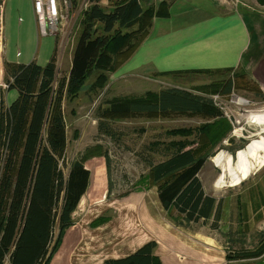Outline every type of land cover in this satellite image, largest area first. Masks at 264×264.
I'll return each mask as SVG.
<instances>
[{
  "label": "rangeland",
  "instance_id": "obj_1",
  "mask_svg": "<svg viewBox=\"0 0 264 264\" xmlns=\"http://www.w3.org/2000/svg\"><path fill=\"white\" fill-rule=\"evenodd\" d=\"M16 1L0 0V96L6 106L10 102L4 95L16 93L6 85L11 80L12 65L34 61L42 66L53 58L55 88L67 75L66 54L73 51L80 30L86 31V41L96 49L93 69L79 91L74 97L63 95L59 99L67 140L61 170L64 173L69 161L76 157L90 154L84 162L90 182L71 214L72 225L59 236L58 225L53 223L49 250H54L48 251L47 264H102L107 259L130 256L147 243L156 245L152 254L161 264H264V125L251 118L264 109V91L251 76L264 62V37L256 20H251L252 26L246 24L258 29V34L250 33L244 22V2L255 3L264 13V0H211L221 6H216L220 9L217 15L231 13L242 25L244 40L239 56L232 67L207 69L203 74L189 70L175 81L170 79L173 83L163 79L171 74L151 75L154 80L146 81L135 70L119 71L120 66L111 61L103 65L104 59L116 52L115 43L124 36L149 34L156 26L155 8L161 0H68L70 30L61 24L57 29L58 34L68 37L64 40L37 34L39 26H35L32 12L30 17L26 14L29 0ZM59 2L58 17L63 20L66 11ZM93 5L103 11L102 17L85 20V13ZM166 16L163 12L158 18ZM250 50L255 54L249 56ZM27 54L36 58L26 63L18 60ZM244 57L250 60L245 62ZM6 58L19 63L6 62ZM101 69L105 74L102 86L89 90L98 81ZM110 80L115 88L108 93L123 92L111 96V100H140L147 93L178 89L210 101L219 114L212 117L171 110L128 111L112 119L104 118L107 105L103 96L108 93L103 89ZM85 86L88 90L82 92ZM237 97L242 101L235 102ZM178 129L188 131L183 136L172 133ZM206 133L214 149L198 178L204 191L219 201L218 218L186 222L180 215L175 218L174 213L163 210L155 186L139 178L148 172L145 160L155 163L164 159L168 156L164 150L169 151L170 144L182 140L191 142L185 148H194ZM149 144L155 146L149 149ZM251 144H256L254 155L246 153ZM239 152L246 153L248 160L244 176L237 167ZM257 249V256L239 258L236 254Z\"/></svg>",
  "mask_w": 264,
  "mask_h": 264
},
{
  "label": "trees",
  "instance_id": "obj_2",
  "mask_svg": "<svg viewBox=\"0 0 264 264\" xmlns=\"http://www.w3.org/2000/svg\"><path fill=\"white\" fill-rule=\"evenodd\" d=\"M163 4L159 2L155 8L157 18L167 10V4L164 7ZM102 15L103 11L93 5L85 13V20ZM79 32L69 70L57 87L52 86L53 58L42 66L30 61L12 65L9 71L8 89L16 91L15 99L6 106L4 97L0 96V264H47L48 251L54 250H49L53 223L58 225L59 236L64 228L72 225L71 214L89 185L90 172L84 162L90 154L69 161L64 173L60 166L64 162L67 140L59 99L63 95H76L91 72L96 56V49L86 41V31ZM139 33L124 36L115 43L116 52L111 58H105L103 65L111 61L121 66L144 39ZM164 74L171 73L158 75ZM99 75L89 90L96 91L102 86L105 76L102 69ZM228 90L229 86L225 92ZM139 99L110 100L102 115L112 119L128 111L156 113L166 110L212 117L219 114L210 101L178 89L147 93ZM187 131L178 129L172 133L183 136ZM207 135L198 139L194 148H185L191 142L184 140L170 144L169 151L164 150L168 154L164 159L155 163L145 160L148 172L139 178L140 182L148 181L149 186H155L156 198L163 210L174 213L175 218L180 215L186 222L208 221L213 219L211 216L218 218L219 201L204 191L198 178L214 149ZM154 146L148 145L149 149ZM155 246L147 243L130 256L107 259L102 264H161L152 254ZM259 251L236 254L239 258H247L259 255Z\"/></svg>",
  "mask_w": 264,
  "mask_h": 264
},
{
  "label": "crops",
  "instance_id": "obj_3",
  "mask_svg": "<svg viewBox=\"0 0 264 264\" xmlns=\"http://www.w3.org/2000/svg\"><path fill=\"white\" fill-rule=\"evenodd\" d=\"M161 2L167 4L165 10L167 16L155 19L156 26L152 27L131 56L120 66L119 71L135 70L146 81L154 80L151 75L171 73L166 76L167 78H156L172 82L171 80L175 81L177 76H185L189 70L233 66L244 40L242 25L233 14L217 15L215 12L220 9L216 7L217 3L212 4L211 0H161ZM30 12L31 0L26 8L29 17ZM34 57L36 58V55ZM34 57L27 54V57L18 60L26 63ZM71 58L72 50H69L64 64L66 71L69 70ZM6 59V62L19 63L17 59ZM85 87L82 88V92L88 90L87 86ZM111 87L114 85L110 80L103 90L108 93ZM122 93V91L115 93L112 90L111 93L104 94L103 102L107 105L112 99L111 96H120ZM4 96L7 102L11 103L16 93L13 96L6 93Z\"/></svg>",
  "mask_w": 264,
  "mask_h": 264
},
{
  "label": "bare ground",
  "instance_id": "obj_4",
  "mask_svg": "<svg viewBox=\"0 0 264 264\" xmlns=\"http://www.w3.org/2000/svg\"><path fill=\"white\" fill-rule=\"evenodd\" d=\"M244 4L246 5V12L244 15V22L246 25V28H250V33L252 34H258V29H253L249 26H252L251 20H256L259 26V31L264 37V13L262 10L259 9V6H257L255 3H252L251 1H245ZM246 22L248 23L249 26H247ZM252 50L248 52L249 56L254 55ZM250 60V57H244L243 61L248 62ZM260 68L259 71L256 73H252L251 76L258 82L260 85L261 89L264 91V62L260 63ZM242 101V99L235 98V102ZM251 118L253 121H255L257 124H262L264 125V109L260 112L254 113L251 115ZM257 143V142H256ZM261 144V142H259ZM256 145V144H255ZM255 145L251 144V147L246 148V153L248 155H254V150L256 151ZM264 146V144H263ZM239 152L238 157H239V162L237 164L238 169L240 170V174L242 176L246 175L248 172V160L244 157V154Z\"/></svg>",
  "mask_w": 264,
  "mask_h": 264
},
{
  "label": "built area",
  "instance_id": "obj_5",
  "mask_svg": "<svg viewBox=\"0 0 264 264\" xmlns=\"http://www.w3.org/2000/svg\"><path fill=\"white\" fill-rule=\"evenodd\" d=\"M58 2L64 5L65 8L64 10L66 11L63 20H61L58 17L59 9H60L57 4ZM67 2L68 0H32L31 11H32L33 19L35 22V26L36 27L39 26V31L41 33V34L37 33L36 31L37 34H39L40 36H44L42 34H48L50 36H60V38L63 40L68 38L64 33L63 34L57 33L59 24H61V26H65V28L69 27L70 30V25L68 23V14H67ZM36 20L38 22V25ZM6 85L8 87V84Z\"/></svg>",
  "mask_w": 264,
  "mask_h": 264
}]
</instances>
